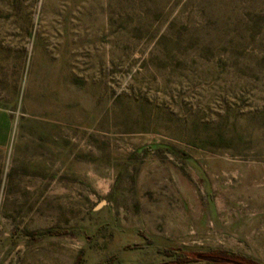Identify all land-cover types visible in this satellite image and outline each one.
Here are the masks:
<instances>
[{
    "label": "rangeland",
    "instance_id": "rangeland-1",
    "mask_svg": "<svg viewBox=\"0 0 264 264\" xmlns=\"http://www.w3.org/2000/svg\"><path fill=\"white\" fill-rule=\"evenodd\" d=\"M0 111V264H264V0H0Z\"/></svg>",
    "mask_w": 264,
    "mask_h": 264
},
{
    "label": "trees",
    "instance_id": "trees-1",
    "mask_svg": "<svg viewBox=\"0 0 264 264\" xmlns=\"http://www.w3.org/2000/svg\"><path fill=\"white\" fill-rule=\"evenodd\" d=\"M181 257V260L178 258L168 264H178L179 262L183 264H259L251 259L220 251H213L206 254L201 252H183Z\"/></svg>",
    "mask_w": 264,
    "mask_h": 264
},
{
    "label": "crops",
    "instance_id": "crops-1",
    "mask_svg": "<svg viewBox=\"0 0 264 264\" xmlns=\"http://www.w3.org/2000/svg\"><path fill=\"white\" fill-rule=\"evenodd\" d=\"M9 119L4 112L0 111V147L4 146L8 139Z\"/></svg>",
    "mask_w": 264,
    "mask_h": 264
}]
</instances>
